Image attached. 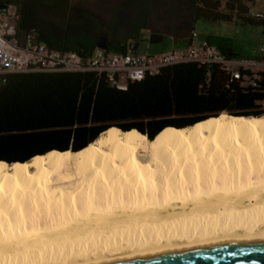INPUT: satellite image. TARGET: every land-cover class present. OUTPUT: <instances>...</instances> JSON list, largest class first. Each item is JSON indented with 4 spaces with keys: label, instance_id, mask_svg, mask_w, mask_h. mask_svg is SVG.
Returning a JSON list of instances; mask_svg holds the SVG:
<instances>
[{
    "label": "bare ground",
    "instance_id": "1",
    "mask_svg": "<svg viewBox=\"0 0 264 264\" xmlns=\"http://www.w3.org/2000/svg\"><path fill=\"white\" fill-rule=\"evenodd\" d=\"M264 233V115L222 112L154 139L0 161V264H109Z\"/></svg>",
    "mask_w": 264,
    "mask_h": 264
},
{
    "label": "trees",
    "instance_id": "2",
    "mask_svg": "<svg viewBox=\"0 0 264 264\" xmlns=\"http://www.w3.org/2000/svg\"><path fill=\"white\" fill-rule=\"evenodd\" d=\"M72 1L0 0V4L15 7V31L22 41L31 36L85 58L99 48L101 36L107 38L108 52L140 50L144 43L161 44L169 39L151 29L150 13L138 0H129L135 4V16L123 23L127 29L120 36L104 29L92 11L75 7ZM263 1L190 0V4L194 21L239 20L264 27V19L248 15L252 7L261 8ZM193 30L182 31L183 44ZM259 84L244 89L219 66L209 71L196 62L166 67L129 83L126 89L110 86L94 71L12 73L0 84V161L25 162L53 149L78 151L112 126L135 129L154 139L168 126H189L222 112L264 115L258 102L264 97V80Z\"/></svg>",
    "mask_w": 264,
    "mask_h": 264
},
{
    "label": "built area",
    "instance_id": "3",
    "mask_svg": "<svg viewBox=\"0 0 264 264\" xmlns=\"http://www.w3.org/2000/svg\"><path fill=\"white\" fill-rule=\"evenodd\" d=\"M10 7L0 10V84L6 83L8 75L12 73L94 71L103 75L110 86L126 89L129 83L147 75H155L166 67L189 62L205 65L209 71L217 65L229 76L230 81H238L244 89L260 87L259 82L264 80V46L259 48L258 58L247 60L221 53L193 30L185 46L172 50L157 53L140 50L108 52L97 48L85 58L75 51L57 50L31 36L22 41L15 31L16 9L11 10ZM248 15L264 19V8L254 6ZM258 102L264 110V97Z\"/></svg>",
    "mask_w": 264,
    "mask_h": 264
},
{
    "label": "rangeland",
    "instance_id": "4",
    "mask_svg": "<svg viewBox=\"0 0 264 264\" xmlns=\"http://www.w3.org/2000/svg\"><path fill=\"white\" fill-rule=\"evenodd\" d=\"M141 7L151 16V29L169 36L165 43L142 44L140 51L157 53L176 48L185 40L182 31L189 27L210 41L223 54L253 60L259 56V48L264 46V27L262 25L243 24L239 20L209 23L195 20L190 0H138ZM129 0H73L75 7L89 9L100 19L104 29H111L114 36H120L127 29L123 23H130L135 14V4ZM264 8V1L260 2ZM11 10L15 7L11 6ZM14 24V20L12 21ZM120 23V24H119ZM173 32H180L174 35ZM148 47V49H147Z\"/></svg>",
    "mask_w": 264,
    "mask_h": 264
},
{
    "label": "water",
    "instance_id": "5",
    "mask_svg": "<svg viewBox=\"0 0 264 264\" xmlns=\"http://www.w3.org/2000/svg\"><path fill=\"white\" fill-rule=\"evenodd\" d=\"M7 4H0V10ZM97 46L107 49L106 36ZM109 264H264V233L239 235L171 247H158L123 261Z\"/></svg>",
    "mask_w": 264,
    "mask_h": 264
},
{
    "label": "crops",
    "instance_id": "6",
    "mask_svg": "<svg viewBox=\"0 0 264 264\" xmlns=\"http://www.w3.org/2000/svg\"><path fill=\"white\" fill-rule=\"evenodd\" d=\"M188 42V41H187ZM187 42L185 43V44H183V42L182 43H180V44H177L178 46L177 47H180V46H185L186 44H187ZM149 43H146V45H148ZM147 49H148V47H147Z\"/></svg>",
    "mask_w": 264,
    "mask_h": 264
},
{
    "label": "flooded vegetation",
    "instance_id": "7",
    "mask_svg": "<svg viewBox=\"0 0 264 264\" xmlns=\"http://www.w3.org/2000/svg\"><path fill=\"white\" fill-rule=\"evenodd\" d=\"M120 24V23H119Z\"/></svg>",
    "mask_w": 264,
    "mask_h": 264
}]
</instances>
